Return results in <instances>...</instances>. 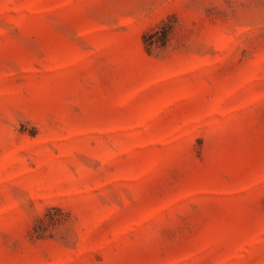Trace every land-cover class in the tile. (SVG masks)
<instances>
[{"label":"rangeland","instance_id":"obj_1","mask_svg":"<svg viewBox=\"0 0 264 264\" xmlns=\"http://www.w3.org/2000/svg\"><path fill=\"white\" fill-rule=\"evenodd\" d=\"M0 264H264V0H0Z\"/></svg>","mask_w":264,"mask_h":264},{"label":"trees","instance_id":"obj_2","mask_svg":"<svg viewBox=\"0 0 264 264\" xmlns=\"http://www.w3.org/2000/svg\"><path fill=\"white\" fill-rule=\"evenodd\" d=\"M160 29H162V35L157 37V39L151 40L153 39L154 35L159 33V31L161 30H157L156 32L149 33L145 36V41L149 45V47H152L154 44H159V43L164 45L173 31V24L169 21L168 22L165 21L160 26ZM39 221L41 222L43 220L40 218Z\"/></svg>","mask_w":264,"mask_h":264}]
</instances>
